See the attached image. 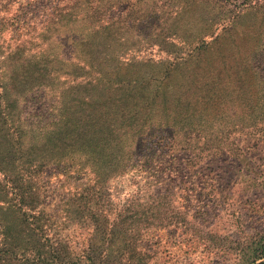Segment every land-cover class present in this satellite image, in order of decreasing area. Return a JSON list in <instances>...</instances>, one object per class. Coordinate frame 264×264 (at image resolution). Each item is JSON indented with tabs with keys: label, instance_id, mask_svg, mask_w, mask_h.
Listing matches in <instances>:
<instances>
[{
	"label": "rangeland",
	"instance_id": "1",
	"mask_svg": "<svg viewBox=\"0 0 264 264\" xmlns=\"http://www.w3.org/2000/svg\"><path fill=\"white\" fill-rule=\"evenodd\" d=\"M67 1L0 0V49L24 41V56L27 57L87 56L89 47L78 50L76 42L98 36L93 30H96L95 23L100 18L114 21L119 15L124 16L128 32L120 35L119 40L131 45L118 47L117 41L109 42L107 54L111 58L96 64V67L106 80L114 81L115 84L106 86L117 94L123 91L121 82H130L134 89L141 88L139 75L152 74L161 79V82L155 81L149 86V91L155 92L149 108L156 110L159 118L170 120L171 124L160 128L164 136L182 142L152 151L154 157L150 160L147 153H143L147 150L144 142L137 141L129 156L116 158L118 167L110 172L111 177L107 180L108 197L112 203L107 207L124 205L129 215L125 225L130 223L133 230L115 234L112 243L120 244L121 250L116 251L114 245L109 246L110 262L250 264L254 248L264 242V122L250 120L248 125L244 122V127H238L231 112L236 78L234 70H230V77H221V84H215L213 77L218 72L213 69L206 74L190 75L189 89L184 90L182 83L186 77L183 73L187 71L168 67L171 55L166 50L171 42L184 45L182 38L186 39L188 30L195 33L200 27H211L209 33L216 34L222 21L230 20L236 30L248 32L235 41L224 42V52L234 55L237 60L238 55L253 45L251 25L264 11L262 0H79L82 4L78 17L83 16L86 9L90 10L101 2L104 4L102 9H97V16L81 21V24L77 22L54 30L53 27L57 26L54 22L61 12L57 7ZM196 9L201 12L197 13ZM198 15L201 16L199 24L191 26ZM113 32L112 29L110 34ZM104 33H108L107 29ZM206 33L201 38H207ZM114 37L109 36V41ZM255 37L261 39L262 34ZM232 44L237 46L236 55L230 51ZM185 48L186 43L179 51L185 52ZM259 60L263 70L258 73L264 74V55L259 56ZM215 85H223V88ZM63 89L55 91L40 86L29 90L23 97L16 94L24 123L33 126L38 122L57 121L58 118L60 124H64L70 113L66 116L61 114L60 104H71L76 109L78 104H87L95 97L94 92L77 93V97L87 95V101L78 103L72 100L70 90ZM165 100L168 104H164ZM135 108V116L143 112L141 104ZM204 113L207 115L197 117V114ZM195 118L203 125L191 130L185 123L189 120L188 125L193 127ZM67 124L69 129L58 139L57 134L54 137L56 145L60 139L69 144L66 133L77 134L78 137L86 135L78 129L75 131L72 121ZM137 139L141 140L140 137ZM57 147L51 150L53 162L43 168L37 178L40 194H43L41 208L48 210L53 218L51 229L43 240L46 247L39 244V250L41 258H49L44 251L51 245L57 248L59 241L60 251L65 254L71 251L65 260L86 264L75 259L89 237L86 227L78 222L77 214L66 212V206H70L68 201L63 208L57 209V197L63 194L62 197L68 200V187L73 182L65 180L57 163V155L61 152ZM3 148L0 145V156ZM63 148L67 153L68 147L64 145ZM0 214L10 220V213ZM109 219H114L113 213ZM129 236L137 244L136 250L129 245Z\"/></svg>",
	"mask_w": 264,
	"mask_h": 264
},
{
	"label": "trees",
	"instance_id": "2",
	"mask_svg": "<svg viewBox=\"0 0 264 264\" xmlns=\"http://www.w3.org/2000/svg\"><path fill=\"white\" fill-rule=\"evenodd\" d=\"M81 4L79 0L60 4L57 7L61 10L60 17L55 20L57 26L53 29L57 30L60 26L65 27L77 22L81 24V21L97 16L96 11L98 8L102 9L104 2L90 10L86 9L83 16L78 17ZM196 11L201 12L200 9ZM123 18L121 15L114 21L100 18V21L95 23L96 30H93L98 36L92 40L87 38L76 42L78 50L89 47L87 56L27 57L24 56V41L0 49V145L4 146L0 156V213H10V220L0 214V264L77 263L65 260L71 251L66 254L60 251L58 239L57 248L51 245L49 250L44 251V254H49V258H41L42 252L39 250V244L46 245L43 240L51 229L53 218L48 210L41 208L44 204L43 194H40L37 178L43 168L53 162L52 148L58 146L57 149L61 150L57 155V163L64 172L65 180L73 181L68 187V200L62 197L63 194L57 197V209L63 208L68 201L70 206H66V212L77 214L78 222L86 227L89 235L82 252L78 253L75 259L86 264H112L107 252L109 246L114 245L116 251L121 250L120 244L116 246V243H112L115 234L121 235L133 230L130 223L125 225L129 215L124 205L107 207L111 203L107 180L111 177L110 172L118 167L116 158L124 159L129 156V151L137 141L144 142L143 146L147 150L143 153H147L150 160L154 157L152 151L182 143L180 140L174 141L170 136H164L160 128L171 124L170 120L159 118L157 111L149 108L155 96V92L149 91V86L152 82H161V79L152 74L139 75L138 83L141 88L134 89L130 82H121L120 88L123 91L117 94L106 86L115 84L114 81L106 80L96 67V64L111 58L107 54L110 49L109 42L117 41L118 47L126 45L119 40L120 35L128 32L126 19ZM200 18V15L196 16L191 26L199 24ZM251 26L253 29L250 37L253 45L246 48L244 54L238 55L237 60L234 55L224 52V42L235 41L237 37L248 35V32L236 30L230 20L222 21V26L216 34L209 33L211 27H200L195 33L192 29L188 30L186 39L182 38L184 45L171 42V46L168 45L170 47L166 50L171 55L167 66L187 71L183 73L186 77L182 83L184 90L189 89L190 75L206 74L213 69L218 72L217 76L213 77L215 84H221V77H230V70H234L233 75L236 78L231 112L238 127L248 125L250 120L264 122V74L258 73L263 70L259 56L264 55V11L261 12L259 20L252 22ZM106 29L109 34L104 33ZM112 29L114 32L110 34ZM206 31L207 38H201ZM259 34H262L261 39L255 37ZM109 36L116 37L109 41ZM185 43L186 51L180 52ZM230 51L236 55L237 46L232 44ZM40 86H47L55 91L63 88V91L70 90L73 94L72 100L78 103L87 101V95L77 97L75 94L95 93L92 100H88L87 104H78L76 109H73L71 104H60L61 114L66 116L70 113L67 122L72 121L74 130L83 131L86 135L78 137L77 134L66 133L65 137L70 139L69 144L60 139V143L56 145V134L58 139L61 133L69 129L66 121L60 124L61 120L57 118V121L38 122L33 126L24 123L19 112V97L16 94L23 97L29 90ZM215 86L223 88V85ZM137 104H141L143 112L135 116ZM164 104H168V100H165ZM203 115L207 114H197V117ZM198 118L194 119V128L188 125L189 120L185 125L192 128L191 130L200 128L203 123ZM171 121H174V118ZM244 122L246 123L242 124ZM135 134L138 136H134ZM65 137L64 140H67ZM187 140L190 141V138ZM64 145L68 147L67 153ZM112 213L114 219L110 220ZM122 238L127 240L125 235H122ZM262 239L264 240V237ZM46 240L48 241L47 238ZM128 242L132 249L136 250L137 244L130 240V236ZM122 244L124 245L125 241ZM254 251L255 254L249 263L264 264V242L257 245Z\"/></svg>",
	"mask_w": 264,
	"mask_h": 264
}]
</instances>
